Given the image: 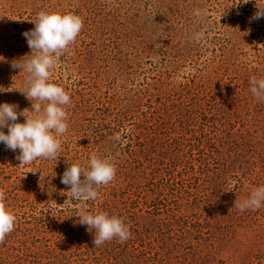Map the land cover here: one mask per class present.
<instances>
[{
    "label": "rangeland",
    "instance_id": "rangeland-1",
    "mask_svg": "<svg viewBox=\"0 0 264 264\" xmlns=\"http://www.w3.org/2000/svg\"><path fill=\"white\" fill-rule=\"evenodd\" d=\"M258 8L264 0H0V104L32 118L29 74L12 67L31 55L22 34L40 11L84 22L48 81L71 101L57 158L20 165L0 143V191L16 217L0 264H264V205L234 207L264 186V100L249 90L264 78ZM93 154L115 178L74 200L61 176L89 170ZM81 210L123 218L130 238L94 247Z\"/></svg>",
    "mask_w": 264,
    "mask_h": 264
},
{
    "label": "clouds",
    "instance_id": "clouds-1",
    "mask_svg": "<svg viewBox=\"0 0 264 264\" xmlns=\"http://www.w3.org/2000/svg\"><path fill=\"white\" fill-rule=\"evenodd\" d=\"M259 10L253 19L264 17V8ZM203 13L195 10L194 15L200 17ZM35 27L22 35L31 49L30 58L13 63L14 69L29 74L26 80V91L22 94L32 102L33 113H40L34 118L26 113H17L16 106L8 103L0 104V143L6 150L16 152L20 165L31 164L38 158L56 159L61 148L57 137L68 129L67 112L64 106L70 104V96L66 90L54 83H49L50 71L57 63V56L75 42L84 22L78 15L68 13H46L40 11L34 22ZM196 39L202 38V33ZM250 92L258 100H264V78L255 76L249 80ZM33 101H38L33 103ZM43 105V107H42ZM18 115L25 118L24 123H18ZM7 128V134L2 130ZM117 142L122 140L119 133L113 137ZM89 170L82 171L78 164H72L61 176V183L70 188L74 200H95L98 196L96 188L109 184L114 180L116 167L108 159L98 158L93 154L88 162ZM83 175V181L80 179ZM95 186V187H94ZM264 205V186L254 189L250 196L242 202L234 204L240 212L247 209L258 210ZM78 223L87 226L95 232L92 241L94 247H100L106 242L118 239L127 241L131 232L124 224L123 218L109 216L107 213L91 214L81 210ZM16 217L7 210L5 194L0 191V244L14 230Z\"/></svg>",
    "mask_w": 264,
    "mask_h": 264
}]
</instances>
